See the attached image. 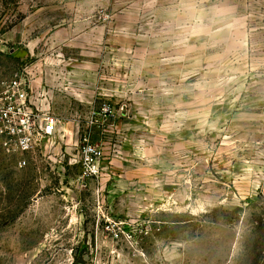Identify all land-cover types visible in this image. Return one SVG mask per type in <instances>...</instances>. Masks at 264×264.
<instances>
[{"label":"rangeland","instance_id":"374dc122","mask_svg":"<svg viewBox=\"0 0 264 264\" xmlns=\"http://www.w3.org/2000/svg\"><path fill=\"white\" fill-rule=\"evenodd\" d=\"M16 73L57 131L0 139V264H264V0H0Z\"/></svg>","mask_w":264,"mask_h":264},{"label":"built area","instance_id":"2783aa9c","mask_svg":"<svg viewBox=\"0 0 264 264\" xmlns=\"http://www.w3.org/2000/svg\"><path fill=\"white\" fill-rule=\"evenodd\" d=\"M32 90L20 74L2 81L0 90V139L2 149L8 154H44L53 142L57 131V119L32 103ZM82 177L95 176L98 172V150L83 139L80 147ZM25 164L19 159V167Z\"/></svg>","mask_w":264,"mask_h":264},{"label":"crops","instance_id":"0c3cea01","mask_svg":"<svg viewBox=\"0 0 264 264\" xmlns=\"http://www.w3.org/2000/svg\"><path fill=\"white\" fill-rule=\"evenodd\" d=\"M36 105V104H35Z\"/></svg>","mask_w":264,"mask_h":264}]
</instances>
